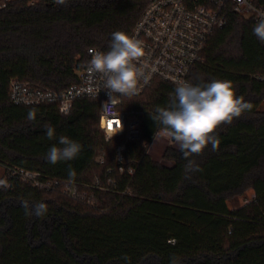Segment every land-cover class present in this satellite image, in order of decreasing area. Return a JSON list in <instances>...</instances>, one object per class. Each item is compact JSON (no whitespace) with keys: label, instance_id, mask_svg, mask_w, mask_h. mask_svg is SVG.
Masks as SVG:
<instances>
[{"label":"trees","instance_id":"1","mask_svg":"<svg viewBox=\"0 0 264 264\" xmlns=\"http://www.w3.org/2000/svg\"><path fill=\"white\" fill-rule=\"evenodd\" d=\"M252 1L264 7V0ZM148 3L13 0L0 6V166L6 174L0 183V264H264V42L254 35L252 18L229 10L227 24L208 38L203 61L189 74L193 84L230 81L251 106L216 129L215 151L209 144L185 157L174 142L161 159L146 152L152 133L162 128L151 115L168 106L175 90L159 79L120 106L139 111L142 136L126 141L133 176L118 170L115 146L122 139L105 140L98 99H75L69 114H61L57 102L10 99L13 77L56 90L76 83L88 48L110 49L112 33L131 32ZM61 136L78 142L81 151L53 165L47 154L53 145L63 147ZM189 161L198 170L186 168ZM9 167L84 182L92 187L79 190L94 193L96 206L15 180ZM248 189L254 199L231 208L229 201ZM23 202L30 208L43 203L46 212L26 215Z\"/></svg>","mask_w":264,"mask_h":264},{"label":"built area","instance_id":"2","mask_svg":"<svg viewBox=\"0 0 264 264\" xmlns=\"http://www.w3.org/2000/svg\"><path fill=\"white\" fill-rule=\"evenodd\" d=\"M10 1L13 0H1L0 6L4 7ZM229 10L246 18H252L256 22L259 15L264 14V7L256 5L252 0H149L134 28L127 33L141 42L144 52L143 56L135 61L144 75L138 84L137 94L133 96L143 94L156 79L175 87L180 81L191 82L189 74L192 67L197 62L203 61L202 51L208 38L214 31L227 24ZM90 48L103 52L109 50ZM90 48L87 50L89 60ZM259 77L264 79V75ZM97 90H99L98 95ZM9 95L13 103L21 105L57 102L61 114H69L77 98L98 99V122L105 140L122 139L115 146V163L118 170L121 174L133 176L135 168L126 164V141L138 140L142 136L139 111L120 108L126 96H119L115 105L105 110V103L110 106L111 102L107 90L103 89V78L99 74L90 81L82 68L78 72L77 82L63 90L13 77L10 80ZM162 132V128H156L149 142L145 144L146 152H149L152 142L162 135ZM170 140L173 141L171 138ZM96 161L102 163L104 157L99 156ZM7 175L41 190L59 189L68 196L83 200L93 207L96 206L94 193L79 190V187H92L84 182L72 179L62 181L48 177L41 171L22 167L7 168ZM96 188L108 190L105 185H98ZM127 191L125 189L123 193Z\"/></svg>","mask_w":264,"mask_h":264},{"label":"clouds","instance_id":"3","mask_svg":"<svg viewBox=\"0 0 264 264\" xmlns=\"http://www.w3.org/2000/svg\"><path fill=\"white\" fill-rule=\"evenodd\" d=\"M63 4L65 0H56ZM254 35L264 42V14H260L253 28ZM91 59L84 70L91 81L97 74L103 78V89L107 90L111 105L105 103V110L115 105L119 96H133L137 94L138 84L143 72L135 61L139 60L144 52L141 42L126 32L112 33L110 49L106 52L90 48ZM146 79V78H145ZM99 90H97V95ZM118 94V95H116ZM251 106L237 97L230 81L215 79L208 83L193 84L189 81L177 82L167 107H157L156 114L151 119L161 125L164 135L171 138L182 151L185 157L200 154L209 144L215 151L219 146V139L213 135L222 124H231L243 111L250 110ZM31 113L29 119H32ZM46 135L49 140L55 138V129L47 127ZM59 144L53 145L47 154L49 163L55 165L60 161L74 159L81 151V145L66 136L59 137ZM189 161L186 166L189 170H198L192 167ZM69 177H75V171L69 169ZM26 215H43L46 207L43 203L30 208L23 202ZM129 259L127 256L124 257Z\"/></svg>","mask_w":264,"mask_h":264},{"label":"rangeland","instance_id":"4","mask_svg":"<svg viewBox=\"0 0 264 264\" xmlns=\"http://www.w3.org/2000/svg\"><path fill=\"white\" fill-rule=\"evenodd\" d=\"M147 97V96H146ZM145 97H143L142 100H144ZM264 108V104L262 105ZM127 110H130L129 108H126ZM174 145V141H171L170 138L162 132V135L158 136L151 144L149 148V152L151 155L156 159H161L163 150L167 146ZM6 178V174L4 171V168L0 166V183H2ZM255 194L252 189H248L243 195L237 197L235 200H230L229 205L231 208L242 206L254 199Z\"/></svg>","mask_w":264,"mask_h":264},{"label":"snow or ice","instance_id":"5","mask_svg":"<svg viewBox=\"0 0 264 264\" xmlns=\"http://www.w3.org/2000/svg\"><path fill=\"white\" fill-rule=\"evenodd\" d=\"M111 127H112V125H111V123L109 124V128L111 129Z\"/></svg>","mask_w":264,"mask_h":264}]
</instances>
